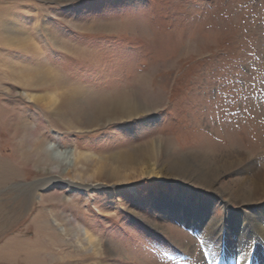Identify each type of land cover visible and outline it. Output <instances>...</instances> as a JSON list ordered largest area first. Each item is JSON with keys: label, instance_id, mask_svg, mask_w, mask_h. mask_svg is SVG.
I'll use <instances>...</instances> for the list:
<instances>
[{"label": "rangeland", "instance_id": "1", "mask_svg": "<svg viewBox=\"0 0 264 264\" xmlns=\"http://www.w3.org/2000/svg\"><path fill=\"white\" fill-rule=\"evenodd\" d=\"M239 150L263 169L264 0H0V264H94L54 217L107 264H218L203 227L252 203L219 164Z\"/></svg>", "mask_w": 264, "mask_h": 264}, {"label": "bare ground", "instance_id": "2", "mask_svg": "<svg viewBox=\"0 0 264 264\" xmlns=\"http://www.w3.org/2000/svg\"><path fill=\"white\" fill-rule=\"evenodd\" d=\"M40 75H42V77H43L42 81L39 79H36L34 77V76H40ZM34 76H31V77L23 80L22 83L24 85L35 84V85H40V86L44 85L45 86L46 83H43V80L45 77V78H47V80L49 79L52 83L56 84L55 78H51L50 74H48L46 72H43L41 74H36ZM28 96L32 100L45 99L47 101L46 104L50 105V108L53 109L51 111H53L54 114L58 115V117H63V113H62L63 107L62 106H63L64 102L62 101V98H61V102H59V96L58 95L56 96L54 94H48V95H44V96H39V95L31 94ZM133 112H134V109H133ZM146 146H150L149 151L152 154V156L153 155L158 156L159 154H162L164 152V149H165L164 144L160 140H155V141L147 144ZM136 148H138V147H136ZM50 151H51V155H52L51 158L53 160H57V161H60L62 163H67L68 161H69V163H71V161H70V160H72L71 157L75 158L73 153H71L69 151H62L59 148H54L52 146H50ZM239 152L240 153L242 152V154H244V157L242 158V160L234 157L232 154L225 156V157L223 155H221L223 157L220 158L219 164L223 165V167L225 166L228 170H232L236 166H240L239 169L234 170L235 172H238V174L236 176L237 178L235 179V182H236L238 189H236L234 193H236L238 197L241 196V198H245V200H247L248 202H250V203L252 202L249 205V208H248L249 211H240L239 210L236 214H234L235 216L232 220V225L229 227L230 228L229 230L224 231L223 229L218 228V230H217L219 233L218 239L215 238L216 237L215 236L216 235V232H215L216 224L214 222L207 224L205 228L203 227V229L206 230L205 231L206 234L205 233L204 234L206 235V237H208L210 239L209 241H213V242L217 241L220 244H223L225 246L224 253H222V254L215 253L216 255H214L212 253V255L217 257L216 260L218 261V264H264V167H263V169H258V167H256V163H254V160L251 159L253 157H251L250 154H248L245 151H241V150H239ZM246 153L248 154L247 156H246ZM131 154H126V155H123L122 153L111 154L112 156H114V159H112V160L116 163L115 168L119 167V165H118L119 163H124L127 161L129 162V161L133 160L132 162H134L133 163L134 165H141V164H144L145 162L148 161V160H145L143 157H140V156L134 157ZM245 161H248V162L245 163ZM121 165H123V164H121ZM155 166H156V163L151 164V162H149V167H144V168H145V170L149 169L150 171H155V168H156ZM144 168H142V169H144ZM251 169L254 170L252 177L248 176V174L245 173V170H251ZM43 183H44L43 180L31 182L29 184V186L32 187L31 193H33V190L37 189V187H39V185L41 186ZM82 185H90V184L84 182V184H82ZM26 198H28V197H26ZM245 200H243V201H245ZM238 202L241 203L242 199L239 200ZM40 215H41V213H40ZM51 215H53V214H51ZM53 222H54L55 226L59 230H61L62 233L74 235V242L76 243V247L81 248L87 255L88 254L92 255L91 259L94 260L93 261L94 264L95 263L96 264H107L106 262H104L101 259L104 255H106V248L104 247V245L100 241H98V239L96 240L87 231L80 234L79 229L77 227L74 230H72V228H71L72 226H70L72 224H70L68 227L65 224L61 223L57 217H54ZM209 229H213V230L209 231ZM82 231H83V229H82ZM50 240H51V238H50ZM111 250H113V249H111ZM207 251L209 253L211 252L208 249H207ZM214 256H212V257H214ZM209 258H211V257L209 256Z\"/></svg>", "mask_w": 264, "mask_h": 264}]
</instances>
